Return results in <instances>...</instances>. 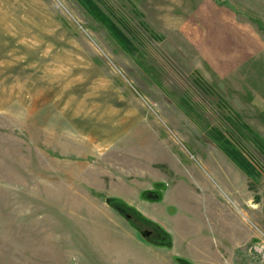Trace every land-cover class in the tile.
<instances>
[{"label": "rangeland", "instance_id": "374dc122", "mask_svg": "<svg viewBox=\"0 0 264 264\" xmlns=\"http://www.w3.org/2000/svg\"><path fill=\"white\" fill-rule=\"evenodd\" d=\"M91 2L0 0V264H264V0Z\"/></svg>", "mask_w": 264, "mask_h": 264}, {"label": "trees", "instance_id": "16d2710c", "mask_svg": "<svg viewBox=\"0 0 264 264\" xmlns=\"http://www.w3.org/2000/svg\"><path fill=\"white\" fill-rule=\"evenodd\" d=\"M82 3L87 7L88 11L94 15L99 21H101L102 23L107 24L110 28L112 25H109V21L106 20L102 14L100 9L94 7L92 5L91 0H81ZM112 32H116L114 29H111ZM226 150V152H229V155H231L232 159L240 166V168H242L245 172H250V168L251 165H249V163L247 162V160H245L242 155L240 154L239 150H232V152H230L228 149H224ZM148 195V196H147ZM144 196L147 197L150 200L155 201V194L150 192V196H149V192H145ZM111 202H116L117 208L120 212H131L133 213L137 219H139L142 222H145L148 225H154L155 223L153 221H151L150 219L146 218L145 216L142 215L141 212H139L137 209H135L134 207L129 206L128 204H126L123 200L121 199H111ZM157 226V225H156ZM160 229V233L162 234V242H160L159 244L161 246H166V247H171L172 245V237L170 235V233H168L166 230H164L163 228L157 226ZM178 261H180L183 264H191L189 261L185 260V259H181L178 258Z\"/></svg>", "mask_w": 264, "mask_h": 264}, {"label": "crops", "instance_id": "0c3cea01", "mask_svg": "<svg viewBox=\"0 0 264 264\" xmlns=\"http://www.w3.org/2000/svg\"><path fill=\"white\" fill-rule=\"evenodd\" d=\"M242 171H240V170H238V171H234L233 172V174L235 175L234 177H235V179L237 180L238 178H241L242 179V175L244 174L243 172L241 173ZM245 175V174H244ZM223 179H224V183H225V186H226V189L228 190V192L230 193V194H232V196H233V198H235V199H240V193H239V191H238V189L234 186V185H231V177L230 176H228V175H223ZM234 216V215H233ZM223 217L221 216L220 218H219V220L220 219H222ZM221 222H222V224L225 226L226 224H227V226L229 227V230H228V234H230L231 232H233L235 235H236V231L234 230L235 228H234V225L232 226V225H230V223H225L224 221H223V219L221 220ZM222 225V226H223ZM231 227V228H230ZM233 227V228H232ZM233 230V231H232Z\"/></svg>", "mask_w": 264, "mask_h": 264}, {"label": "water", "instance_id": "95a60500", "mask_svg": "<svg viewBox=\"0 0 264 264\" xmlns=\"http://www.w3.org/2000/svg\"><path fill=\"white\" fill-rule=\"evenodd\" d=\"M141 235L145 238V239H148L149 236L151 235V231H141Z\"/></svg>", "mask_w": 264, "mask_h": 264}, {"label": "built area", "instance_id": "2783aa9c", "mask_svg": "<svg viewBox=\"0 0 264 264\" xmlns=\"http://www.w3.org/2000/svg\"><path fill=\"white\" fill-rule=\"evenodd\" d=\"M263 237H264V236H263ZM263 248H264V247H263L262 245H258V247H257V251L261 253Z\"/></svg>", "mask_w": 264, "mask_h": 264}, {"label": "flooded vegetation", "instance_id": "af4514ba", "mask_svg": "<svg viewBox=\"0 0 264 264\" xmlns=\"http://www.w3.org/2000/svg\"><path fill=\"white\" fill-rule=\"evenodd\" d=\"M151 235H152V232H151ZM151 235H150V236H151ZM150 236H149V237H150Z\"/></svg>", "mask_w": 264, "mask_h": 264}]
</instances>
